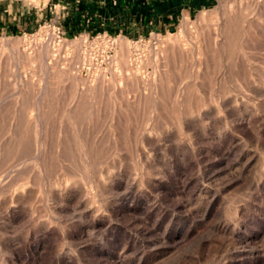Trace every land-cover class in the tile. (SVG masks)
<instances>
[{
	"label": "rangeland",
	"instance_id": "obj_1",
	"mask_svg": "<svg viewBox=\"0 0 264 264\" xmlns=\"http://www.w3.org/2000/svg\"><path fill=\"white\" fill-rule=\"evenodd\" d=\"M15 1L0 264H264V0Z\"/></svg>",
	"mask_w": 264,
	"mask_h": 264
},
{
	"label": "crops",
	"instance_id": "obj_2",
	"mask_svg": "<svg viewBox=\"0 0 264 264\" xmlns=\"http://www.w3.org/2000/svg\"><path fill=\"white\" fill-rule=\"evenodd\" d=\"M145 2H140L141 7H148L146 10L155 9V3H157L158 0H143ZM156 1V2H155ZM8 8L4 9V15H5V23L9 22V27L13 28L14 25L17 26L18 19L22 20L25 25H29L31 19H32V13L34 10H29L24 4H19L15 0H12L11 4L7 5ZM113 10H117L118 15L124 12H127L129 9L125 7L115 8ZM133 10V9H132ZM143 13V8L140 10ZM159 11V9H158ZM12 19H15V22L12 21ZM37 19V18H36Z\"/></svg>",
	"mask_w": 264,
	"mask_h": 264
},
{
	"label": "bare ground",
	"instance_id": "obj_3",
	"mask_svg": "<svg viewBox=\"0 0 264 264\" xmlns=\"http://www.w3.org/2000/svg\"><path fill=\"white\" fill-rule=\"evenodd\" d=\"M127 66V65H126ZM91 96V95H90ZM92 102V101H91Z\"/></svg>",
	"mask_w": 264,
	"mask_h": 264
}]
</instances>
